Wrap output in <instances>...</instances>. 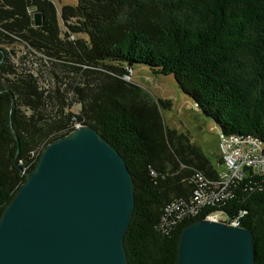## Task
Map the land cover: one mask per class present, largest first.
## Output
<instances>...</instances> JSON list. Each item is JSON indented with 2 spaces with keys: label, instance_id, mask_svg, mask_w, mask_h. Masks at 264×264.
I'll list each match as a JSON object with an SVG mask.
<instances>
[{
  "label": "trees",
  "instance_id": "trees-1",
  "mask_svg": "<svg viewBox=\"0 0 264 264\" xmlns=\"http://www.w3.org/2000/svg\"><path fill=\"white\" fill-rule=\"evenodd\" d=\"M74 1L62 18H75L74 32L85 33L89 43L68 60L103 70L81 88L78 115L64 114L65 99L57 91L43 99L32 75L11 65L1 45L7 44L3 32L13 31L0 18V218L45 146L78 123L102 136L132 177L134 209L123 238L128 264H176L184 227L217 211L227 217L245 213L241 227L253 233L254 264H264V183L256 178L219 208L184 220L168 234L160 230L165 207L193 194L194 175L215 180L217 173L185 134L164 125L159 104L147 92L122 79L135 65L172 75L221 134L264 144V0ZM37 9L44 18L41 30L53 36L46 9ZM26 41L39 51L47 48ZM47 102L51 112L43 107Z\"/></svg>",
  "mask_w": 264,
  "mask_h": 264
},
{
  "label": "water",
  "instance_id": "water-1",
  "mask_svg": "<svg viewBox=\"0 0 264 264\" xmlns=\"http://www.w3.org/2000/svg\"><path fill=\"white\" fill-rule=\"evenodd\" d=\"M25 178L0 218V264H128L132 177L94 129L77 126L50 142ZM254 257L250 230L200 219L181 231L176 264H254Z\"/></svg>",
  "mask_w": 264,
  "mask_h": 264
},
{
  "label": "rangeland",
  "instance_id": "rangeland-1",
  "mask_svg": "<svg viewBox=\"0 0 264 264\" xmlns=\"http://www.w3.org/2000/svg\"><path fill=\"white\" fill-rule=\"evenodd\" d=\"M40 6L49 15L48 19L54 28L53 36L41 30L44 18L37 11ZM66 6H75V1L0 0V18L13 31L3 32L7 44L1 47L5 49L8 61L18 72L32 75L35 88L43 99H47L48 95H56L57 91L65 99L61 105L64 114L78 115L82 109L80 100L85 95L84 87H90L95 81L93 77L99 76L103 70L68 60L71 52L84 51L89 38L83 32H74L73 28L79 26L75 18H62V11ZM36 14L40 15L38 19L35 18ZM37 21L39 24H36ZM40 33L43 36L40 37ZM27 39L47 48L39 51ZM126 69L128 74L122 79L147 92L159 104L164 125L185 134L191 143L202 150L211 166L218 173L223 172L225 161L220 146L219 127L196 107L193 100L182 93L174 77L153 74L148 67L142 65ZM9 77L13 79V76ZM75 86L78 89L74 91ZM49 104L51 105L47 102L43 106L47 112H51ZM76 125L82 126L78 123Z\"/></svg>",
  "mask_w": 264,
  "mask_h": 264
},
{
  "label": "built area",
  "instance_id": "built-area-1",
  "mask_svg": "<svg viewBox=\"0 0 264 264\" xmlns=\"http://www.w3.org/2000/svg\"><path fill=\"white\" fill-rule=\"evenodd\" d=\"M220 146L224 154V171L218 173L215 170V180L201 174L194 175L196 187L191 197L187 200L179 199L165 207L160 223L163 233L168 234L184 220L196 218L208 208H219L245 182L249 183L256 178L264 183V144L251 136L220 134ZM244 214L240 212L236 216L227 217L217 211L207 214L204 219L241 227Z\"/></svg>",
  "mask_w": 264,
  "mask_h": 264
}]
</instances>
